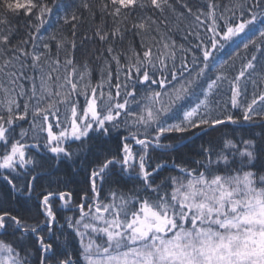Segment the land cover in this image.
Masks as SVG:
<instances>
[{"label": "snow or ice", "instance_id": "1", "mask_svg": "<svg viewBox=\"0 0 264 264\" xmlns=\"http://www.w3.org/2000/svg\"><path fill=\"white\" fill-rule=\"evenodd\" d=\"M0 170V264H264V0H0Z\"/></svg>", "mask_w": 264, "mask_h": 264}, {"label": "trees", "instance_id": "2", "mask_svg": "<svg viewBox=\"0 0 264 264\" xmlns=\"http://www.w3.org/2000/svg\"><path fill=\"white\" fill-rule=\"evenodd\" d=\"M76 2L78 3L79 0H76ZM93 2H95V0H93ZM204 2H205V0H193V3H194L195 6H200V5H202ZM219 2H220L222 5H228V4L230 3V0H219ZM85 16L87 17V13H85ZM21 23H22V21H21ZM90 23H91V21L89 20V21L86 22L85 25H83V26L81 27V29L79 30L81 35H82L83 32L87 29V27H88V25H89ZM96 23H99V16H98V15H97ZM62 31H63L64 33H66V34H70V28H68V27H63V28H62ZM43 34H44V35H47V33H43ZM89 34H90V33H89ZM21 35H23V33H21ZM176 39H177V43H181V42H182V41L179 39V37H176ZM77 42L79 43V37L77 38ZM85 47H86L87 49L91 50V49H93V48H98V47H100V45H99L98 43L88 42V43L85 45ZM227 51L230 52L231 49L229 48ZM217 55H218V57H220V54H219V53H218ZM93 67L96 68V71L94 72V80H93V82L95 83V80L99 78L98 65H96L95 62H93ZM223 98H224V99H227V96H224ZM82 99H83V98L81 97V100H82ZM232 111H236V110H235V109H232ZM23 127L27 128V127H28V124H24ZM17 131H19V129H18ZM120 134L123 136V135H126V132H124V130L121 129ZM197 143H199V141H198ZM73 147L75 148L76 145L73 144ZM136 147H137V146H136ZM137 148H138V147H137ZM78 163H79V161H78ZM176 163L179 164V163H180V160L177 159V160H176ZM61 167H63V165H62ZM0 171H2V170H0ZM164 174L167 175V171H166ZM173 174H175V173H173ZM74 179L79 180L80 177H79V176H75ZM71 187H76V185L73 184V185H71ZM56 203H57V205H58V204H59V201H57ZM57 215H58V217H59V216H64V215L71 216V215H73V213H72L71 211H68V210H63V211L58 212ZM59 223H63V220H62V219H61V220H58V224H59ZM0 239H7V238H6V237H0Z\"/></svg>", "mask_w": 264, "mask_h": 264}, {"label": "rangeland", "instance_id": "3", "mask_svg": "<svg viewBox=\"0 0 264 264\" xmlns=\"http://www.w3.org/2000/svg\"><path fill=\"white\" fill-rule=\"evenodd\" d=\"M138 147V146H137Z\"/></svg>", "mask_w": 264, "mask_h": 264}]
</instances>
